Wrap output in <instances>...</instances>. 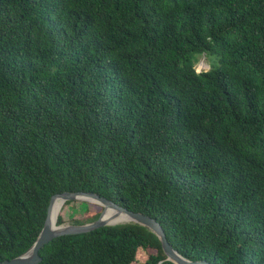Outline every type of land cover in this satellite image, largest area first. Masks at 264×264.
I'll use <instances>...</instances> for the list:
<instances>
[{
	"label": "trees",
	"instance_id": "1",
	"mask_svg": "<svg viewBox=\"0 0 264 264\" xmlns=\"http://www.w3.org/2000/svg\"><path fill=\"white\" fill-rule=\"evenodd\" d=\"M64 191L154 218L189 260L264 264V0H0V261ZM38 254L172 264L135 223Z\"/></svg>",
	"mask_w": 264,
	"mask_h": 264
},
{
	"label": "water",
	"instance_id": "2",
	"mask_svg": "<svg viewBox=\"0 0 264 264\" xmlns=\"http://www.w3.org/2000/svg\"><path fill=\"white\" fill-rule=\"evenodd\" d=\"M56 199L60 200L61 204H63L65 201H70V200H82L89 203L98 204L99 206H101V210L98 216L92 221L77 223V224L76 223L57 224L55 220V222L52 223L50 218V209L52 202ZM107 208L113 210V214L111 216L123 214L127 217V219L125 221L109 222V220H107V218L103 216ZM121 223H135L146 227L158 239L162 253L164 254V260L172 264H209L204 259L189 260L181 256L167 242L160 224L154 218L149 217L148 215H145L141 212L128 210L116 204L115 202L108 200L105 197L99 196L96 193L83 192V191H74V192L64 191L50 195L42 226L39 229L35 239L32 241V243L28 246V248L25 251L14 257H11L10 259L1 260L0 264H36L40 261L38 250L54 237L60 235H67V234L84 233L101 226L121 224Z\"/></svg>",
	"mask_w": 264,
	"mask_h": 264
},
{
	"label": "rangeland",
	"instance_id": "3",
	"mask_svg": "<svg viewBox=\"0 0 264 264\" xmlns=\"http://www.w3.org/2000/svg\"><path fill=\"white\" fill-rule=\"evenodd\" d=\"M208 66H209V59L206 58L204 54L199 55L196 63L194 64L195 70L196 71L206 70L208 68ZM72 201L85 202L87 204V206L85 207L84 204L77 205V203H72V204H68V205L62 204V207H61L59 213L57 214V216L60 215L61 218L64 220L62 222V224L72 223L71 220L74 218H81L82 217L81 211L84 209H86V210H92L93 209L90 206V204H94V203H89V202L82 201V200H72ZM96 205H98V204H96ZM57 216H56V218H57Z\"/></svg>",
	"mask_w": 264,
	"mask_h": 264
},
{
	"label": "bare ground",
	"instance_id": "4",
	"mask_svg": "<svg viewBox=\"0 0 264 264\" xmlns=\"http://www.w3.org/2000/svg\"><path fill=\"white\" fill-rule=\"evenodd\" d=\"M62 207V204L60 203V200L56 199L52 202L51 204V209H50V218L51 222L54 223L56 220V216L59 213L60 209ZM113 214V210L107 208L103 214L109 222H116V221H125L127 217L123 214H118L116 216H111Z\"/></svg>",
	"mask_w": 264,
	"mask_h": 264
}]
</instances>
